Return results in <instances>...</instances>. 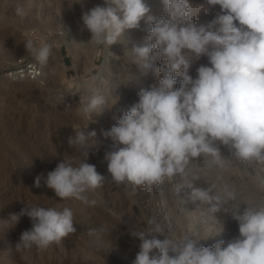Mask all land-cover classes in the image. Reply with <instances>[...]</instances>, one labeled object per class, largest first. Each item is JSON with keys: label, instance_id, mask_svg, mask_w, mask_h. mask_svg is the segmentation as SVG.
Here are the masks:
<instances>
[{"label": "rangeland", "instance_id": "obj_1", "mask_svg": "<svg viewBox=\"0 0 264 264\" xmlns=\"http://www.w3.org/2000/svg\"><path fill=\"white\" fill-rule=\"evenodd\" d=\"M144 3L150 11L139 28L126 29L110 49L97 45L93 65L79 75L85 56L96 45L88 41L91 34L82 26V11L102 5L103 0H0V264H133L140 244L134 235L153 227L149 220L159 223L170 237H190L197 248L210 247L239 236L238 222L232 217L238 210L264 208V161L240 160L219 143L220 160L201 155L190 161L188 167L196 180L192 175H176L156 185L136 186L116 182L108 173L104 156L113 141L101 131L113 125L106 127L98 121L95 113L101 107L90 113L83 109L92 98L103 97L104 108L114 103L115 117L123 115L138 103L141 89H151L159 75L157 68L167 66L158 53L145 60L131 49L148 44V16L164 15L162 0ZM188 4L191 20L198 25L207 24L220 12L219 5L210 6L207 0H188ZM69 34L77 41L83 39L77 46L80 49H71ZM54 44H60L59 52ZM45 45L51 46L53 71L43 72L36 80L7 78L16 60L36 59ZM185 55L192 61L189 75L193 78L201 65H209L206 56ZM82 130L97 132L99 144L90 150L87 162L105 176L100 186L83 193L87 202L56 197L43 179L39 188L33 187L38 175L46 176L63 159H71L74 165L86 159L84 147L69 144L75 131ZM254 179H258L256 184ZM190 185L211 188L220 197L221 210L210 212V205L191 197ZM230 192L234 199L229 198ZM25 205L70 208L76 231L47 249L34 245L17 251L16 242L32 223L22 216L15 225L8 217Z\"/></svg>", "mask_w": 264, "mask_h": 264}, {"label": "clouds", "instance_id": "obj_2", "mask_svg": "<svg viewBox=\"0 0 264 264\" xmlns=\"http://www.w3.org/2000/svg\"><path fill=\"white\" fill-rule=\"evenodd\" d=\"M162 3L164 15L148 16V44L134 46L133 52L145 60L158 53L167 66L157 68L150 90L138 92V103L101 131L113 141L104 156L111 178L136 186L156 185L176 175L196 180L190 161L201 155L220 160L218 143L240 160L264 161V0H207L210 6L219 5L220 12L199 25L191 20L188 0ZM149 11L144 0H103L82 11V26L91 34L88 41L110 49L126 29H138ZM50 48L43 46L37 59L46 60ZM186 52L208 58L210 66L201 65L196 78L189 75L192 61ZM105 104L103 97H94L83 110L90 113ZM69 144L84 147L86 159L77 165L63 159L46 176L38 175L33 187L39 188L43 179L56 197L87 202L83 193L105 179L87 162L90 150L99 144L97 132L75 131ZM189 187L191 197L210 205V212L221 210L220 197L211 188ZM228 195L235 198L234 193ZM22 216L30 218L32 227L21 233L17 251L34 245L47 249L76 231L73 211L67 207L25 205L8 219L16 225ZM232 217L238 222V237L199 248L190 237H170L149 220L154 226L134 235L140 244L133 264H264V208L246 206Z\"/></svg>", "mask_w": 264, "mask_h": 264}, {"label": "bare ground", "instance_id": "obj_3", "mask_svg": "<svg viewBox=\"0 0 264 264\" xmlns=\"http://www.w3.org/2000/svg\"><path fill=\"white\" fill-rule=\"evenodd\" d=\"M34 13V12H33ZM41 21V20H40ZM43 21V20H42ZM72 34V33H71ZM68 36V35H67ZM67 36H65V37H67ZM140 38V37H139ZM83 40V39H82ZM82 40H79V41H77V39L75 38V36L74 35H70L69 34V36L67 37V41H68V43H69V45H70V47H71V49L73 50V49H75L78 45H79V43H80V41L82 42ZM83 44V43H82ZM82 44H80V45H82ZM54 48H56L55 50H56V52H59V48H60V44H54ZM82 46H85V43L82 45ZM86 47H87V45H86ZM97 45H95L94 46V50H93V48L89 51V53L87 54V57L85 56V61H84V64H83V69L81 70V71H79V75H84L86 72H88L89 70H90V68H91V66L93 65V60H94V58H95V55H96V52H97ZM53 48V49H54ZM78 48V47H77ZM134 47H132L131 49H133ZM78 49H80V48H78ZM52 50V49H51ZM76 51H77V49H76ZM81 51V50H80ZM83 51V50H82ZM133 51V50H132ZM77 53V52H76ZM82 53V52H81ZM84 53V52H83ZM79 54V53H78ZM77 54V55H78ZM51 55V54H50ZM74 55H75V53H74ZM82 56V55H81ZM50 58H51V56H49L48 55V57H47V59L48 60H44L43 61V65H44V69H43V72H46V71H53L54 70V65H53V63H52V61L50 60ZM134 60V59H133ZM80 61V60H79ZM78 62V61H77ZM81 62V61H80ZM82 65V64H81ZM62 66V65H61ZM62 67H64V66H62ZM61 67V68H62ZM60 69V68H59ZM17 72H12V73H9L8 75H7V78H11L12 80H17V82L18 81H23V79L24 78H20V77H17ZM6 78V77H5ZM80 97V96H79ZM77 99V98H76ZM77 100H80V99H77ZM83 100V99H82ZM125 99H123L122 101H124ZM132 100V99H131ZM135 101V100H134ZM134 101H133V103H134ZM126 102L127 101H125L124 103L126 104ZM130 101H128V103H129ZM118 104V103H117ZM111 105V104H110ZM114 105V106H113ZM116 104H112L111 106H108V107H106V108H104V109H96V111L97 110H99V111H97L95 114L99 117V119H98V121L100 120L102 123H103V126L105 125L106 127H108V126H110V125H114L115 123H116V119H118L119 118V116H122V115H120V114H118L119 116L118 117H115V116H117V115H115V109L117 108V106H115ZM94 112V111H93ZM122 113V112H121ZM97 116H96V118H97ZM95 122V121H94ZM96 123V122H95ZM100 123V122H99ZM98 123V124H99ZM101 123V124H102ZM105 127V128H106ZM102 129H104V128H102ZM110 139V138H109ZM109 141V140H108ZM18 151V150H17ZM59 154V153H58ZM90 156V155H89ZM92 156H93V154H92ZM90 158H91V156H90ZM41 168V167H40ZM35 174V173H34ZM249 177V176H248ZM254 180H256V182L254 183V184H256L257 183V180L258 179H254ZM252 182V181H251ZM259 183V182H258ZM258 185V184H257ZM141 186V185H140ZM259 186H261L260 184H259ZM259 188H261V187H259ZM171 201H172V199H171ZM152 203V202H151ZM150 206V205H149ZM155 209H157V208H155ZM157 214V213H156ZM175 235V234H174ZM176 236V235H175Z\"/></svg>", "mask_w": 264, "mask_h": 264}, {"label": "built area", "instance_id": "obj_4", "mask_svg": "<svg viewBox=\"0 0 264 264\" xmlns=\"http://www.w3.org/2000/svg\"><path fill=\"white\" fill-rule=\"evenodd\" d=\"M43 64V61L37 58L30 61H26V58H19L9 73L17 72V77L36 80L43 73Z\"/></svg>", "mask_w": 264, "mask_h": 264}]
</instances>
